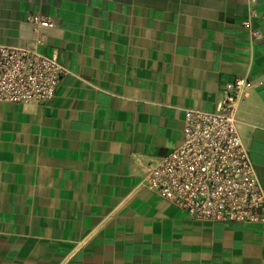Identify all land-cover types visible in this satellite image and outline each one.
<instances>
[{"label":"crops","instance_id":"obj_1","mask_svg":"<svg viewBox=\"0 0 264 264\" xmlns=\"http://www.w3.org/2000/svg\"><path fill=\"white\" fill-rule=\"evenodd\" d=\"M54 22L44 105L0 102V264H264V225L199 222L141 185L186 109L252 81L237 128L264 189V0H0V44ZM252 33H258L254 37Z\"/></svg>","mask_w":264,"mask_h":264},{"label":"built area","instance_id":"obj_2","mask_svg":"<svg viewBox=\"0 0 264 264\" xmlns=\"http://www.w3.org/2000/svg\"><path fill=\"white\" fill-rule=\"evenodd\" d=\"M25 22L29 40L0 44V102L44 105L66 69L57 54L41 51L54 22L40 13ZM252 86L237 78L221 87L213 111L186 109L181 143L148 166L141 186L195 221L264 225V189L237 128L238 103Z\"/></svg>","mask_w":264,"mask_h":264}]
</instances>
